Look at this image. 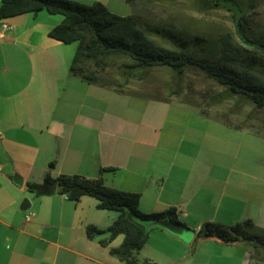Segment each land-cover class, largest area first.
I'll use <instances>...</instances> for the list:
<instances>
[{
	"label": "crops",
	"instance_id": "0c3cea01",
	"mask_svg": "<svg viewBox=\"0 0 264 264\" xmlns=\"http://www.w3.org/2000/svg\"><path fill=\"white\" fill-rule=\"evenodd\" d=\"M72 1L100 2L120 17L132 12L125 0ZM61 20L40 11L2 21L13 30L0 39V264H126L110 253L122 234L103 245L106 234L89 239L85 233L89 225L105 230L117 212L97 209L87 196L67 200L57 187L53 196L37 198L27 189L59 175L101 179L109 188L138 193L141 212L174 209L193 231L185 242L150 227L137 264H250L247 243L195 234L205 222L227 225L236 217L264 229V182L246 185L252 197L241 209L229 201L213 209L220 191L211 181L220 170L206 171L197 153L174 150L150 102L133 103L71 77L77 44L48 36Z\"/></svg>",
	"mask_w": 264,
	"mask_h": 264
},
{
	"label": "trees",
	"instance_id": "16d2710c",
	"mask_svg": "<svg viewBox=\"0 0 264 264\" xmlns=\"http://www.w3.org/2000/svg\"><path fill=\"white\" fill-rule=\"evenodd\" d=\"M164 3L167 0H153ZM132 12L120 17L100 2L83 4L72 0H0V23L7 19L45 11L59 15L61 22L48 36L60 43H76L69 75L86 84L116 93L144 97L137 84L155 70H166L181 82L188 72L201 75L222 91L207 96L204 102H181L198 109L200 114L226 126L249 127L264 134V125L240 116L237 101L247 102L254 110H264V36L253 31L250 21L258 13L261 0H195L204 11L230 13L235 39L221 35L217 40L199 35L188 36L167 26L152 23L149 13L141 11L139 0H125ZM172 94L178 91H170ZM153 98L171 102L172 96ZM170 96V97H169ZM238 99L230 109L220 111L223 103ZM219 107V108H218ZM57 193L78 202L82 197L96 200V208L118 213L105 229L89 225L86 236L94 239L106 234L109 240L122 234L123 241L110 253L126 264H137L136 255L145 244L150 225L167 219L184 226L174 209L145 214L139 210L138 193L123 192L105 186L101 179L78 175H59L54 180ZM195 238H214L226 244L247 243L249 258L264 254V229L246 219L233 225L205 222Z\"/></svg>",
	"mask_w": 264,
	"mask_h": 264
},
{
	"label": "rangeland",
	"instance_id": "374dc122",
	"mask_svg": "<svg viewBox=\"0 0 264 264\" xmlns=\"http://www.w3.org/2000/svg\"><path fill=\"white\" fill-rule=\"evenodd\" d=\"M139 4L141 11H147L152 23L156 25L167 26L188 36L199 35L217 40L221 35L228 34L235 39L230 13L225 10L204 11L195 0H167L164 3L139 0ZM250 26L253 31L264 36V0H261L258 13L250 21ZM136 86L145 94L144 97L122 95V99L141 105L150 102L156 125L161 128V134L168 132L173 137L174 150L197 153L199 167L206 171L220 170L217 179L211 181L220 195L211 201L210 206L214 209L218 205L222 210L226 201H229L234 208L241 209L244 202L248 203L252 195L245 188L246 185L264 182V134L255 133L247 126L242 129L226 126L203 116L197 108L181 103H202L204 97L217 95L222 90L196 73L188 72L178 82L166 70L150 72ZM170 91L178 93L171 94ZM107 92L109 95L113 93ZM168 93L172 96L171 102L152 97L165 98ZM237 100L232 99L218 108L220 111L230 109ZM237 103L240 116L252 118V121L264 125V110L256 111L247 102L240 100ZM241 221V217H236L227 225ZM253 256L250 264H264V254Z\"/></svg>",
	"mask_w": 264,
	"mask_h": 264
},
{
	"label": "water",
	"instance_id": "95a60500",
	"mask_svg": "<svg viewBox=\"0 0 264 264\" xmlns=\"http://www.w3.org/2000/svg\"><path fill=\"white\" fill-rule=\"evenodd\" d=\"M13 182L17 184L18 186L22 185L21 179H13ZM56 183L51 181H43L41 184H35V185H27V189L30 192L34 193V196L37 197H50L55 194L56 191ZM28 208V205L26 207H21L22 210H25ZM150 225L160 227L167 232H169L172 235L178 236L185 242H189L191 238L193 237V231L185 226L177 225L170 220L162 219V220H156L152 222Z\"/></svg>",
	"mask_w": 264,
	"mask_h": 264
},
{
	"label": "built area",
	"instance_id": "2783aa9c",
	"mask_svg": "<svg viewBox=\"0 0 264 264\" xmlns=\"http://www.w3.org/2000/svg\"><path fill=\"white\" fill-rule=\"evenodd\" d=\"M10 30H13V27L12 26L8 25L5 22H1L0 23V39L3 38L5 31H10ZM28 217H29L28 215L25 216V219H28Z\"/></svg>",
	"mask_w": 264,
	"mask_h": 264
}]
</instances>
